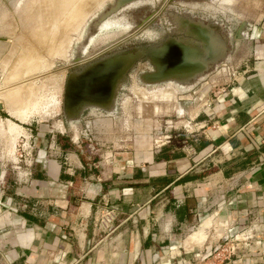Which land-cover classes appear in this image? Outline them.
<instances>
[{
  "label": "crops",
  "instance_id": "crops-1",
  "mask_svg": "<svg viewBox=\"0 0 264 264\" xmlns=\"http://www.w3.org/2000/svg\"><path fill=\"white\" fill-rule=\"evenodd\" d=\"M243 33L237 48L252 44L251 56L217 91L207 79L191 125L135 165L121 154H64L65 137L43 121L22 126L33 154L21 168L0 154V264H160L179 239L191 258L204 252L203 264H264V18ZM45 136L57 151L43 152Z\"/></svg>",
  "mask_w": 264,
  "mask_h": 264
},
{
  "label": "rangeland",
  "instance_id": "rangeland-1",
  "mask_svg": "<svg viewBox=\"0 0 264 264\" xmlns=\"http://www.w3.org/2000/svg\"><path fill=\"white\" fill-rule=\"evenodd\" d=\"M113 2L0 0L1 123L9 120V124L14 122L27 126L35 121H43L44 127L50 129L51 133L65 137L70 146L64 154H81L87 156L88 161L104 156L112 159L121 154L127 158L126 164L135 165L158 148L166 135H172L173 131L183 132L187 125H191L189 122H193L191 119L203 103V92L207 87L205 82L210 80L213 83L211 90L217 91L222 77L227 78L228 73H232L237 58L251 56L252 44L243 42L244 49L237 48L238 41L243 39L236 37L242 21L247 23L246 28L248 23L264 18V0H138L117 8L95 28H91L99 13L105 12ZM173 10L178 14L186 12L192 18L218 23L228 40L225 59L213 64L197 83L185 89L176 81L154 86L142 83L138 75L153 69L143 59L129 70L112 114L87 109L78 121L67 123L63 92L69 73L81 70L91 59L114 51L155 44L169 35H183L181 31L171 33L169 30L174 25L168 20L169 12ZM73 12L77 15H71ZM87 37L89 39L85 41ZM12 92L15 94L11 95ZM12 107L15 110H11L13 113L9 111ZM2 131L0 154L16 157L13 165L21 168L24 157L33 154V138L22 129V135L14 141L8 138L7 130ZM46 139L45 136L43 144L47 149L43 147V152L57 151L49 148V145L56 147L57 141ZM114 213V219L109 222L111 228L102 226L105 231L113 228L116 210ZM126 241L114 240L111 245L121 247ZM175 245L178 246L176 255L169 257L168 252L164 251L162 261L160 258L155 263L165 264L170 260V264H203L200 258L204 252H192L191 258L189 253L184 254L179 250L184 245L183 239L177 240ZM207 258L213 261L216 256ZM112 264H117V260Z\"/></svg>",
  "mask_w": 264,
  "mask_h": 264
},
{
  "label": "water",
  "instance_id": "water-1",
  "mask_svg": "<svg viewBox=\"0 0 264 264\" xmlns=\"http://www.w3.org/2000/svg\"><path fill=\"white\" fill-rule=\"evenodd\" d=\"M135 1L138 0H114L105 12L99 13L97 20L91 23V28H95L112 11ZM246 24L245 21H242L236 34L237 38L245 37L240 33L244 31ZM178 31L183 32L185 37L168 38L158 47L150 48L146 52L112 55L89 63L79 71L70 72L64 96L65 121L67 123L78 121L84 110L92 106L112 114L115 109L107 111L100 106L114 104L118 83L125 81L126 73L145 56L153 65V71L140 76L143 83H147V85L162 83L170 79L178 80L177 78L180 76H189V80H193L190 87L197 83L213 64L225 59L227 37L220 38L214 33V30L204 29L203 25L184 18L179 21ZM88 39L87 37L85 41ZM193 42L206 44L209 49H205V53L215 51V59H210L211 61L208 62L204 50L193 45ZM170 48H175L176 51L170 53ZM114 64H119V66L114 68ZM106 92H109V95L108 99L104 101V98L101 100L95 95L104 96Z\"/></svg>",
  "mask_w": 264,
  "mask_h": 264
},
{
  "label": "bare ground",
  "instance_id": "bare-ground-1",
  "mask_svg": "<svg viewBox=\"0 0 264 264\" xmlns=\"http://www.w3.org/2000/svg\"><path fill=\"white\" fill-rule=\"evenodd\" d=\"M67 1H70V0H67ZM65 2H66V0H65ZM80 14V13H79ZM71 15H77V14H74V12L71 14ZM74 17V16H73ZM74 19V18H73ZM76 19V18H75ZM195 23H198V24H200V25H203V27H204V29H208V28H210V29H212V30H214V33L216 32V33H218V32H220L221 33V36L223 35L224 37H226V34H223V32L221 31V30H219L220 29V25L219 24H217L216 22H210V21H208V22H199V21H194ZM208 27V28H206V27ZM241 34H244L243 33V31L241 32ZM181 37H185V36H181ZM181 37H178V38H176V39H179V38H181ZM223 37V38H224ZM187 38V37H186ZM56 44V43H55ZM193 45H195V46H197V47H199L200 49H203L204 50V53H205V49H209L208 47H207V45L206 44H203V43H201V42H193ZM53 46V45H52ZM32 47V46H31ZM176 51V49L175 48H170V53L172 52H175ZM208 51V50H207ZM215 55H216V52L215 51H212V52H210V51H208L207 53H205V57H206V59H207V61L209 62V61H211L210 59H213L214 57H215ZM28 59V58H27ZM215 59V58H214ZM30 60V59H29ZM32 61H33V59H32ZM119 66V64L117 65V64H114V68H117ZM29 67V66H28ZM13 74V73H12ZM199 77V76H198ZM197 77V78H198ZM196 78V79H197ZM178 80H175V79H170V80H167V81H164V82H162V83H165V82H169V81H176L177 83H179L180 85H182V86H185L184 87V89L185 88H189L190 86V84H191V82L193 81H190L189 80V76H180L179 78H177ZM143 83V82H142ZM145 84V83H144ZM159 84H161V83H155V84H148L149 86L151 85V86H154V85H159ZM146 85H147V83H146ZM176 87V86H175ZM31 89V88H30ZM25 90H26V88H25ZM18 92H19V90H18ZM166 93V92H165ZM13 94H15L14 92H12V94L11 95H13ZM7 95H9V94H7ZM7 95L5 96V97H7ZM96 95V97H100L101 98V100L103 99V101L104 100H106V99H108L107 97H108V95H109V92H106L105 94H104V96L103 95H101V96H98V94H95ZM11 98H12V96H10ZM9 99V98H8ZM14 99H15V101H14ZM14 99H12L15 103H16V98H15V96H14ZM20 99V98H19ZM18 99V102L20 101ZM89 99H91V98H89ZM96 99V98H95ZM97 100V99H96ZM27 101V100H26ZM15 103H12V104H15ZM26 103V102H25ZM27 104V103H26ZM16 105H17V103H16ZM16 105H14V106H16ZM114 105H115V103L114 104H112V103H110V104H103L102 106H100V107H102V108H104L105 110H107V111H112V110H114ZM26 106V105H25ZM92 107H95V106H92ZM18 108V107H17ZM16 108V111H19V109H17ZM21 109V108H20ZM14 110L13 109V107H12V109L10 108L9 109V111L11 112V113H13L12 111ZM14 112H15V110H14ZM19 113H22L21 112V110L19 111ZM14 114H16V113H14ZM13 114V115H14ZM24 114V113H23ZM17 115L21 118V119H24V117H23V115L22 114H18V112H17ZM22 126H18V125H16V124H9L8 123V120H6V123L5 124H3V123H1L0 122V132L2 131V130H7L6 131V133L8 134L7 136H8V138H11L12 140H16V138L18 137V136H21L22 135V132L24 131V129H23V131H22ZM3 132V131H2ZM4 133V132H3ZM24 133H25V131H24ZM13 136V137H12ZM13 141V142H14Z\"/></svg>",
  "mask_w": 264,
  "mask_h": 264
},
{
  "label": "flooded vegetation",
  "instance_id": "flooded-vegetation-1",
  "mask_svg": "<svg viewBox=\"0 0 264 264\" xmlns=\"http://www.w3.org/2000/svg\"><path fill=\"white\" fill-rule=\"evenodd\" d=\"M169 22H172L174 25L173 26H171V27H169V30H170V32L172 33V32H175V31H178V29H179V21H180V19H188V20H192V21H203L204 23L205 22H208V21H205V20H203V19H201V18H192V16H190V14H188V13H186V12H182V13H180V14H178V12H176V10H173L172 12H169ZM210 22H212V21H210ZM218 24V23H217ZM219 30H221L222 32H223V34H225L224 33V31L222 30V28L220 27V29ZM216 33V32H215ZM240 33V32H239ZM241 34V33H240ZM216 35H218L220 38H223L224 36L222 35L221 36V33L220 32H218V33H216ZM180 36H185L184 34L183 35H169L167 38H165V39H163L161 42H158V43H153V44H148V45H138V46H134V47H132V48H125V49H121V50H117V51H114L113 53H110V54H107V55H104V56H101V57H99V58H95V59H91L90 60V62L89 63H92V62H94V61H96V60H100V59H103V58H106V57H110V56H112V55H125V54H129V53H135V52H138V51H142V52H146L147 50H149L150 48H154V47H158L159 45H161L166 39H168V38H178V37H180ZM227 37V36H226ZM143 59H146L147 61H148V59L146 58V56L145 57H143V58H141L140 60H138L136 63H135V65L139 62V61H141V60H143ZM94 60V61H93ZM149 62V61H148ZM88 63V64H89ZM150 63V62H149ZM151 64V63H150ZM134 65V66H135ZM152 65V64H151ZM86 66V65H85ZM83 68V67H82ZM81 68V69H82ZM152 68H153V65H152ZM151 71H153V69L151 70ZM150 71V72H151ZM129 72V71H128ZM128 72L126 73V77H125V80H126V78H127V75H128ZM144 73H149V72H142V73H140L139 75H138V78H139V80H140V76L141 75H143ZM66 81H67V79H66ZM66 81H65V87H64V92H63V108H64V96H65V88H66ZM141 81V80H140ZM124 82L125 81H123V82H119L118 83V87H117V90H116V96H115V100H114V103H115V105H114V109H115V107H116V99H117V95H118V92H119V90L121 89V87H122V85L124 84ZM142 82V81H141ZM87 109H95V110H100V111H103L104 112V110H102L101 108H99V107H87L85 110H87ZM84 110V111H85Z\"/></svg>",
  "mask_w": 264,
  "mask_h": 264
},
{
  "label": "built area",
  "instance_id": "built-area-1",
  "mask_svg": "<svg viewBox=\"0 0 264 264\" xmlns=\"http://www.w3.org/2000/svg\"><path fill=\"white\" fill-rule=\"evenodd\" d=\"M165 141L162 142L159 146H161L162 144L167 143L170 140V135H166ZM114 208H108L106 209L100 218V222L103 224L104 227H108L109 226V222H111V220L114 219L115 217V213H114ZM246 231H241V235H242V239H239L238 241H243V243H245L247 241V239H249L251 236L249 234L245 233ZM234 248V247H233Z\"/></svg>",
  "mask_w": 264,
  "mask_h": 264
}]
</instances>
